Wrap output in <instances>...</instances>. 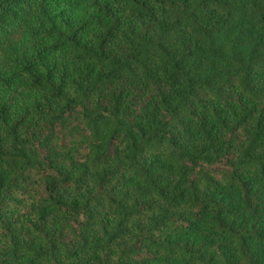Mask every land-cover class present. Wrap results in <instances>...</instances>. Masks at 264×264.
Instances as JSON below:
<instances>
[{"label":"trees","instance_id":"trees-1","mask_svg":"<svg viewBox=\"0 0 264 264\" xmlns=\"http://www.w3.org/2000/svg\"><path fill=\"white\" fill-rule=\"evenodd\" d=\"M0 264H264V0H0Z\"/></svg>","mask_w":264,"mask_h":264}]
</instances>
